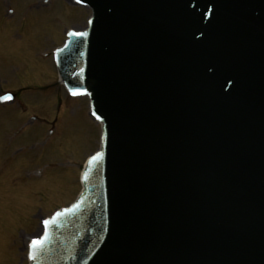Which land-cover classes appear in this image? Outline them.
<instances>
[{"label":"water","instance_id":"1","mask_svg":"<svg viewBox=\"0 0 264 264\" xmlns=\"http://www.w3.org/2000/svg\"><path fill=\"white\" fill-rule=\"evenodd\" d=\"M75 1L55 63L100 148L29 264H264V0Z\"/></svg>","mask_w":264,"mask_h":264},{"label":"rangeland","instance_id":"2","mask_svg":"<svg viewBox=\"0 0 264 264\" xmlns=\"http://www.w3.org/2000/svg\"><path fill=\"white\" fill-rule=\"evenodd\" d=\"M90 14L68 0H0V264H28L25 238L75 200L99 147L88 99L67 94L54 59Z\"/></svg>","mask_w":264,"mask_h":264},{"label":"snow or ice","instance_id":"3","mask_svg":"<svg viewBox=\"0 0 264 264\" xmlns=\"http://www.w3.org/2000/svg\"><path fill=\"white\" fill-rule=\"evenodd\" d=\"M11 97H6V99H10ZM46 225L48 223H50V221H45L44 222ZM47 237H45L46 239ZM44 243V240H41V239H34L32 242H31V249L33 250L32 252H30V258L35 260L36 259V256H35V252L34 250L37 249L40 245H42Z\"/></svg>","mask_w":264,"mask_h":264},{"label":"bare ground","instance_id":"4","mask_svg":"<svg viewBox=\"0 0 264 264\" xmlns=\"http://www.w3.org/2000/svg\"><path fill=\"white\" fill-rule=\"evenodd\" d=\"M31 237L25 238V240L29 243Z\"/></svg>","mask_w":264,"mask_h":264}]
</instances>
